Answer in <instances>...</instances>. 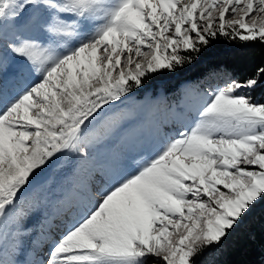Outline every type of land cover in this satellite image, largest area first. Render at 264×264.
<instances>
[{
  "label": "snow or ice",
  "instance_id": "1",
  "mask_svg": "<svg viewBox=\"0 0 264 264\" xmlns=\"http://www.w3.org/2000/svg\"><path fill=\"white\" fill-rule=\"evenodd\" d=\"M221 38L264 44V0H0V264H201L264 217V102L250 95L264 67L206 90L193 126L133 159L54 241L45 189L29 195L50 167L90 165L127 119L117 104L214 58Z\"/></svg>",
  "mask_w": 264,
  "mask_h": 264
},
{
  "label": "rangeland",
  "instance_id": "2",
  "mask_svg": "<svg viewBox=\"0 0 264 264\" xmlns=\"http://www.w3.org/2000/svg\"><path fill=\"white\" fill-rule=\"evenodd\" d=\"M31 79L33 76L29 73H25L19 82L6 77L7 94H13ZM174 79L171 77L166 84L160 81L147 85L115 106L116 110L126 114L127 119L117 136L92 150L90 165L78 167L75 160L67 159L66 167L53 166L39 174L29 195L35 194L41 187L45 189L42 214L52 217L53 223L46 225L45 232L55 225L51 235H56L48 238L49 241H54L66 231L83 214L86 207L99 197L100 192L110 186L115 174L127 171V166L133 159H139L141 155H152L177 130L193 126L199 107L206 99L204 92L225 83L216 77L198 81L182 80L179 86H175ZM178 113H182V117ZM140 144L142 145L139 146ZM110 164H116L115 174L108 166ZM68 186L72 188H66ZM34 218L30 221L33 224L40 217Z\"/></svg>",
  "mask_w": 264,
  "mask_h": 264
},
{
  "label": "trees",
  "instance_id": "3",
  "mask_svg": "<svg viewBox=\"0 0 264 264\" xmlns=\"http://www.w3.org/2000/svg\"><path fill=\"white\" fill-rule=\"evenodd\" d=\"M212 51L217 53L209 59L207 55L191 66H185L176 73H163L146 81L145 86L169 83L179 86L182 80H207L219 77L223 82L244 81L261 67H264V44L259 42L243 43L223 38L213 42ZM219 82V81H218ZM166 90V87L162 86ZM257 102H264V78L259 88L250 93ZM201 264H264V217L258 212L248 219L241 228L231 234L221 248L205 254Z\"/></svg>",
  "mask_w": 264,
  "mask_h": 264
},
{
  "label": "bare ground",
  "instance_id": "4",
  "mask_svg": "<svg viewBox=\"0 0 264 264\" xmlns=\"http://www.w3.org/2000/svg\"><path fill=\"white\" fill-rule=\"evenodd\" d=\"M178 115H179V117H182V113H178ZM178 117V116H177ZM160 141H162L161 139H159ZM136 143V142H135ZM134 143V144H135ZM142 144H140L139 146H141ZM155 149V148H154ZM133 151L135 150L136 151V148H133L132 149ZM144 153V152H143ZM109 161V160H108ZM109 167H111V171L114 173V171H117V167H116V164L115 165H112V164H110V165H108ZM105 169H107L106 167H105ZM106 171V170H105ZM115 174V173H114ZM115 178H116V174H115V177H114V179H112V181L114 182V180H115ZM83 183V182H82ZM72 184V183H71ZM70 184V185H71ZM66 188H72V186H68V187H66ZM34 218V217H33ZM35 219V218H34ZM32 222V221H31ZM48 223L49 224H53L52 223V217L50 218V217H48ZM55 225H53V226H51V230L49 229V230H47L46 231V236H47V239L48 238H51V237H53V236H56V235H51L52 233V228L54 227ZM46 227V226H45Z\"/></svg>",
  "mask_w": 264,
  "mask_h": 264
}]
</instances>
